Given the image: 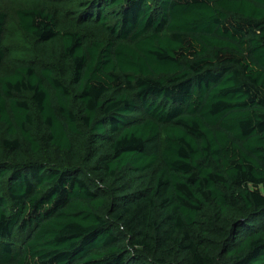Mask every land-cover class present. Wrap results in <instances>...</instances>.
<instances>
[{
    "label": "trees",
    "instance_id": "trees-1",
    "mask_svg": "<svg viewBox=\"0 0 264 264\" xmlns=\"http://www.w3.org/2000/svg\"><path fill=\"white\" fill-rule=\"evenodd\" d=\"M0 264H264V0H0Z\"/></svg>",
    "mask_w": 264,
    "mask_h": 264
}]
</instances>
